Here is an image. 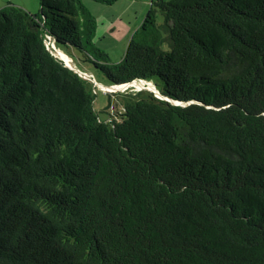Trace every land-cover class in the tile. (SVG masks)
<instances>
[{"label": "trees", "instance_id": "16d2710c", "mask_svg": "<svg viewBox=\"0 0 264 264\" xmlns=\"http://www.w3.org/2000/svg\"><path fill=\"white\" fill-rule=\"evenodd\" d=\"M39 1L0 10V264H264V0L154 1L117 63L82 0ZM48 38L193 103L102 121Z\"/></svg>", "mask_w": 264, "mask_h": 264}, {"label": "rangeland", "instance_id": "374dc122", "mask_svg": "<svg viewBox=\"0 0 264 264\" xmlns=\"http://www.w3.org/2000/svg\"><path fill=\"white\" fill-rule=\"evenodd\" d=\"M147 1L148 2L145 3L143 0H118L113 5H108L93 0H82L86 9L97 21V30L93 38L94 43L98 48L108 54L112 63H117L122 60L130 40L133 38L136 30H138L144 23L152 8V3L157 0ZM10 5L21 7L32 14H38L41 11L39 0H0V8H5ZM134 8L135 10H133ZM159 19L162 20L161 16H159ZM111 22H117L116 25L120 26L121 29L123 28L122 25H125L127 28L124 27V30L121 33L118 31H108L107 26L109 25L108 23ZM51 47L54 48V51L59 50L56 46L54 47L51 45ZM63 52L71 57L68 58L67 56L65 57L62 54H59V57L62 59L66 67L73 71L77 70L79 72L78 69H80L84 72H88L89 74H93V76H88H90L97 84H101L102 86H105V84L108 83L101 71L96 69L95 66L87 60L85 54H80V52L74 50L72 47H63ZM54 53L58 54L57 52ZM80 76L83 77L82 75ZM138 82H143L146 87H144V89H138L132 86L121 89L120 91H111L102 86H96L98 91L96 92L97 94L94 101V109L100 120L110 121V119L120 113V106H122L124 96L129 91L149 92L159 99L170 101L174 105L184 103L174 102L162 96V94L158 91L155 82Z\"/></svg>", "mask_w": 264, "mask_h": 264}, {"label": "crops", "instance_id": "0c3cea01", "mask_svg": "<svg viewBox=\"0 0 264 264\" xmlns=\"http://www.w3.org/2000/svg\"><path fill=\"white\" fill-rule=\"evenodd\" d=\"M140 1H142V0H140ZM145 3H147L148 1L147 0H143ZM2 8H4V7H1L0 8V10L2 9ZM133 10H135V8L133 9ZM109 25V27L107 26V30L108 31H118L119 33H121L123 30H124V27L125 28H127L125 25H122L123 26V28L121 29V27L120 26H117L116 24H117V22L115 23V22H111V23H108ZM116 25V26H115ZM118 29V30H117ZM137 31V30H136ZM59 53L60 54H62L60 51H59ZM63 55V54H62ZM63 56H65V55H63ZM67 56V55H66ZM65 56V57H66ZM83 73H85V74H87V75H90V76H93V74H89L88 72H83Z\"/></svg>", "mask_w": 264, "mask_h": 264}, {"label": "bare ground", "instance_id": "6f19581e", "mask_svg": "<svg viewBox=\"0 0 264 264\" xmlns=\"http://www.w3.org/2000/svg\"><path fill=\"white\" fill-rule=\"evenodd\" d=\"M136 87L138 89H144V87H146L143 82H138V81H135L129 85H126V86H122V87H110V88H105V89H108V90H111V91H120L121 89H124V88H128V87Z\"/></svg>", "mask_w": 264, "mask_h": 264}, {"label": "water", "instance_id": "95a60500", "mask_svg": "<svg viewBox=\"0 0 264 264\" xmlns=\"http://www.w3.org/2000/svg\"><path fill=\"white\" fill-rule=\"evenodd\" d=\"M76 73H78V72H76ZM78 74H80V75H82L84 78H86V79H88V80H90V81H94L90 76H88V75H86V74H83V73H78ZM94 83V86L96 87V86H102L101 84H97L95 81L93 82ZM131 84V83H130ZM126 85H129V84H125V85H120L119 87H122V86H126ZM102 87H104V88H110V87H106V86H102ZM112 87H117V86H112ZM169 100V99H168ZM193 102H188V103H183V104H178L179 106H183V107H186V106H188V105H190V104H192Z\"/></svg>", "mask_w": 264, "mask_h": 264}, {"label": "clouds", "instance_id": "9594fccd", "mask_svg": "<svg viewBox=\"0 0 264 264\" xmlns=\"http://www.w3.org/2000/svg\"><path fill=\"white\" fill-rule=\"evenodd\" d=\"M46 45H47V43H46ZM51 45H53L54 47H55V44H54V41L51 39ZM51 45H49V46H47L48 47V49L50 50V52L56 57V58H58V59H60L61 61H62V59L59 57V50L58 51H54V48H52L51 47ZM56 49V48H55ZM54 52H57L58 54H55ZM61 52V51H60ZM63 55H65L66 56V54L65 53H63V52H61ZM68 57V56H67ZM69 58V57H68ZM75 72H78L77 70H75ZM78 73H83V72H81V71H79ZM83 74H85V73H83ZM87 75V74H86ZM141 81H143V80H141Z\"/></svg>", "mask_w": 264, "mask_h": 264}, {"label": "built area", "instance_id": "2783aa9c", "mask_svg": "<svg viewBox=\"0 0 264 264\" xmlns=\"http://www.w3.org/2000/svg\"><path fill=\"white\" fill-rule=\"evenodd\" d=\"M46 43H47V46L51 45V38H48Z\"/></svg>", "mask_w": 264, "mask_h": 264}]
</instances>
